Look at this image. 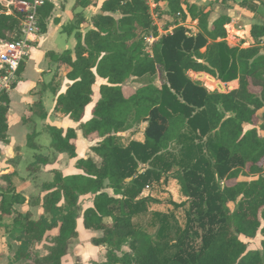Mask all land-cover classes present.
Returning <instances> with one entry per match:
<instances>
[{
    "label": "trees",
    "instance_id": "trees-1",
    "mask_svg": "<svg viewBox=\"0 0 264 264\" xmlns=\"http://www.w3.org/2000/svg\"><path fill=\"white\" fill-rule=\"evenodd\" d=\"M155 1L164 4L162 11L170 17L164 28L174 18H190L197 22L196 34L189 35L178 24L159 36L144 0H104L83 42L78 34L75 60L70 50L58 56L59 62L70 66L66 77L71 84L57 97L55 110L79 123L85 137L99 136L91 147L99 160L77 158L74 129L48 127L51 146L76 158L80 172L54 171L40 203L44 213L36 220L29 212L13 209L25 198L7 177L0 188V225L12 215V234L19 243L10 264L21 259H30V264H62L69 240L77 237L80 217L86 229L102 232L91 240L106 248L104 261L97 264H264V136L259 134L264 126L257 115L264 107V54L258 44L229 46L226 25L230 18L221 15L209 24L210 4ZM52 9L49 2L38 11L42 31ZM250 35L258 43L264 24H253ZM158 36L148 50L146 39ZM20 37L17 19L0 15V38L15 41ZM189 72H203L223 83L237 80L238 86L211 91ZM158 74L164 80L161 86L155 84ZM96 77L106 83L99 87L92 117L81 122ZM131 79L144 82L126 96L123 89ZM33 108L45 115L40 100ZM7 120L8 95L0 92V141L6 139ZM143 122L147 127L142 142L117 135ZM139 163L147 167L141 171ZM162 176V183H168L169 177L176 179L187 198L173 203L184 208V227L172 211L149 210L158 201L143 192L161 182ZM232 180L233 184H223ZM83 195L91 196L92 206L81 215L78 206ZM34 201L40 202L39 198ZM147 214L150 217L142 221ZM56 227L59 234L46 247V254H33V245ZM257 234L263 238L260 248L248 249L243 239Z\"/></svg>",
    "mask_w": 264,
    "mask_h": 264
},
{
    "label": "crops",
    "instance_id": "crops-1",
    "mask_svg": "<svg viewBox=\"0 0 264 264\" xmlns=\"http://www.w3.org/2000/svg\"><path fill=\"white\" fill-rule=\"evenodd\" d=\"M103 1L104 0H92V2H90V0L51 1V3H53V9L45 21V30H41L38 39L31 44L29 54L22 68L17 72L15 83L6 92L8 95V129L5 141H0V188L6 185L7 177H9L15 191L25 198L23 203L14 204L13 209L19 213L29 212L33 220L38 219L39 216L44 213L40 203L44 195L48 192L45 184H50L53 181L54 171H59L63 173V175H71L80 172L76 168V158H70L67 153L58 152L51 146V135L48 130L49 126L57 127L64 131L68 128L74 129L76 137L72 142L75 145L77 158L85 159L87 157H92L99 160L91 151V147L100 140L99 136L97 134H92L85 137L78 128L79 123L74 122L69 116L56 111L55 103L57 97L65 93L66 89L71 84V81L66 77L67 73L70 71V66L59 62L58 56L64 51L70 50L71 57L75 60V47L79 41L78 34L83 42L86 32L94 28L92 17L101 13L100 8ZM243 1L247 0H242V2ZM192 2L199 6L211 5L209 24L221 15L229 16L230 22L226 25V42L229 46L247 48L258 44V46L261 47V53L264 54V36L256 43L250 35V28L253 24H263L264 22V7H260V4H258L259 2H254L252 8L241 7V4H237L234 0H227L226 3H220L215 0H192ZM159 6L164 10L163 3H160ZM112 15L115 18L120 17L118 13H112ZM179 20L181 19H178V21ZM181 22L183 25L182 20ZM185 22L186 24H190L193 20L187 18ZM175 26H173V28H175ZM59 31H63L68 35L72 33L75 34L76 40L72 41V47H65L62 42L60 45L56 44V36H58ZM197 31L196 29V32ZM51 54H54V56L52 57ZM200 73L207 75L203 72ZM197 74L198 73L189 72L190 77L193 75L196 76ZM197 80L201 81L203 85L211 91L216 89L219 92H226L238 86L237 80L223 83L216 78H214L213 81L207 79L206 76L199 77ZM207 81H212L215 83V86L209 88L207 86ZM105 83V79L100 77L95 78V83L92 85L91 102L86 106L84 117L81 122H86L92 117V107L100 97L99 87L101 84ZM162 83L163 80H156L155 82L156 86H161ZM127 84L128 83H126L123 89L126 96L132 94L135 89L140 86L134 87ZM218 84L223 87V91H220L217 86ZM38 100L41 101L45 112L44 116L39 115L35 111V108H33V105ZM257 115L259 118L258 123L264 126V107L257 112ZM39 126H41L40 130H38ZM146 127L147 122H143L124 132H119L117 135L124 137L127 141L135 140L142 142L144 140V131ZM248 128H250V125H245V129ZM259 134L260 136H264V128L259 131ZM29 135L30 140L28 141ZM29 142L30 145L28 144ZM29 146L34 153L32 152L28 160L27 155L29 152L27 151H29ZM48 146L50 150L47 149ZM43 149L44 151L47 150V152H44L45 154L41 152ZM37 156L40 157V161L35 163ZM146 165L147 164L140 163L139 169L141 171L144 170L142 167ZM251 178L252 177H241L240 180H249ZM106 192L112 195V191L110 193L106 189ZM87 197L91 196H80L79 202ZM37 198H39L40 201L38 204L34 201L37 200ZM91 206L92 200L84 206L80 214L82 215L83 211ZM80 228L85 229L84 233L88 235L87 238H81ZM12 229L13 216H5L0 225V264H10L18 249L19 243L15 240ZM76 231L77 237L69 240L67 253L62 258V264H76L79 261L77 255L80 253V250L77 249L80 248L82 244L87 245L89 253H93L94 251L99 252V257L90 258L86 263L79 262L80 264H97L104 261L106 252L105 246L94 245L91 241L92 238L101 237L102 232L100 230L86 229L83 226L82 217L77 219ZM58 234L59 227L46 231L43 239L33 245L31 249L32 253L37 255L46 254V247L53 243ZM74 244L75 247H73ZM30 263V259H21L12 262V264Z\"/></svg>",
    "mask_w": 264,
    "mask_h": 264
},
{
    "label": "rangeland",
    "instance_id": "rangeland-1",
    "mask_svg": "<svg viewBox=\"0 0 264 264\" xmlns=\"http://www.w3.org/2000/svg\"><path fill=\"white\" fill-rule=\"evenodd\" d=\"M234 1L239 5L241 4V7H244V8H246V7L252 8L253 3L257 2L255 0H247V1H243V2H242V0H234ZM90 2H92V0H90ZM231 3H234V2H231ZM258 4H260L259 5L260 7H262V8L264 7V4H262V3H258ZM161 8L162 7L159 6V4L157 2L154 3L153 5L152 4L150 5V11L152 14V18L154 19V22L158 27L159 36L166 34L167 32L171 31L173 29V26H175V25L177 26L178 24H182L181 20L178 21L177 18H174L172 23H171V26L168 29L164 28L166 20H169L170 17H169V15L164 14ZM193 22L190 24H186V22L183 21V25L185 26V28H187V32L189 35L196 34V29L198 30L197 22L194 20H193ZM263 24H264V22H263ZM9 36H11V34ZM159 36L154 37V39H152L151 37L146 39L148 50H150L149 46L153 42L158 40ZM73 40H76L74 33L68 35L67 33H65L63 31H59L58 36H56V44L60 45V43L62 42V43H64L65 47H72V41ZM25 60H26V58L24 59L23 62H25ZM159 75L160 74H158L156 77L157 81L163 80V79L159 78ZM16 77H17V75H16ZM191 78L194 79L197 77L195 75H193ZM15 80H16V78H15ZM142 82H144V81L140 80V79H131L130 81L127 82L128 83L127 85L130 84L131 86L137 87V86L141 85ZM163 82H164V80H163ZM40 129H41V126L38 127V130H40ZM28 148H29V151H27V152H29V153L27 155V158L29 160L31 155H32V152L34 153V151L31 150L30 146ZM47 149L50 150L49 146L47 147ZM41 152H43V154H45L44 152H47V150L44 151V149H43ZM41 152H39V153H41ZM30 161H32V160H30ZM146 167H147V165L145 167H142V168L145 169ZM163 180H164V177L162 176L161 182L152 183L150 186L146 187L144 192H143L144 196H149L151 198L157 199V201H158L156 203H151L149 205V210L150 211L159 210L162 212L172 211L176 215L177 223L181 227H184V224L186 221L184 208H181V207L176 208L173 205V203L179 204L181 202L186 201L187 198L185 196H183V194L180 192V187H179V184H178L176 179L169 177L168 183H162ZM234 182L235 181H233V180L232 181H226L223 184L224 185L233 184ZM107 190L111 193V190H109V189H107ZM90 202H91V197H87L86 199L84 198L79 202L78 208H79L80 213L82 212L84 206H86ZM230 207L233 208V205L231 204ZM141 217L142 218H140V219L142 221L146 222V220L150 217V214L143 215ZM80 230H81L80 231L81 232L80 233L81 238H83V239L87 238L88 235H86L84 233L85 229L80 228ZM172 236H174L173 232H172ZM261 239H262L261 236L259 234H257V236L253 239H248V240L243 239V240L247 242L248 249H257V248H260V240ZM73 247H75V244ZM87 248H88L87 245L82 244V246L77 249V250H80V253L77 255L79 261L76 264H80L79 262H81V263L85 262L86 263L90 258H98L99 257V252L94 251L93 253H91V252L89 253ZM124 249L128 250L127 247H125ZM71 251H72V248H71Z\"/></svg>",
    "mask_w": 264,
    "mask_h": 264
},
{
    "label": "built area",
    "instance_id": "built-area-1",
    "mask_svg": "<svg viewBox=\"0 0 264 264\" xmlns=\"http://www.w3.org/2000/svg\"><path fill=\"white\" fill-rule=\"evenodd\" d=\"M51 1L53 0H0V15L15 17L21 35L15 41L0 38V92H7L15 83L17 72L28 56L31 44L41 34L38 11ZM144 1L149 8L156 3L155 0Z\"/></svg>",
    "mask_w": 264,
    "mask_h": 264
},
{
    "label": "water",
    "instance_id": "water-1",
    "mask_svg": "<svg viewBox=\"0 0 264 264\" xmlns=\"http://www.w3.org/2000/svg\"><path fill=\"white\" fill-rule=\"evenodd\" d=\"M257 1H259V2H261V3H263L264 4V0H257ZM203 76H206V78L207 79H210V80H214V78L212 77V76H210L209 74H207V75H204V74H202V73H198L197 75H196V77H197V79H199V77L201 78V77H203ZM218 86V88L220 89V91H223V87L220 85V84H218L217 85ZM139 166H140V163H139Z\"/></svg>",
    "mask_w": 264,
    "mask_h": 264
},
{
    "label": "bare ground",
    "instance_id": "bare-ground-1",
    "mask_svg": "<svg viewBox=\"0 0 264 264\" xmlns=\"http://www.w3.org/2000/svg\"><path fill=\"white\" fill-rule=\"evenodd\" d=\"M210 81V80H209ZM209 81H207V86L209 87V88H213L214 86H215V83H213L212 81L211 82H209Z\"/></svg>",
    "mask_w": 264,
    "mask_h": 264
}]
</instances>
